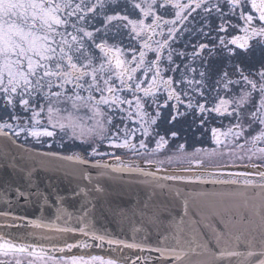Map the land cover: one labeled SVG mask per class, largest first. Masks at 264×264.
Instances as JSON below:
<instances>
[{"label": "snow or ice", "instance_id": "snow-or-ice-1", "mask_svg": "<svg viewBox=\"0 0 264 264\" xmlns=\"http://www.w3.org/2000/svg\"><path fill=\"white\" fill-rule=\"evenodd\" d=\"M257 53L259 69L246 73L245 62L255 59ZM223 60L235 61L231 71L221 70ZM164 108L169 109V124L189 115L194 122L198 119V127L210 131L212 142L225 149L220 154L233 160L247 159L249 163L244 167L255 169L258 179L252 178L251 171L235 174L236 178L210 181L203 173L165 175V181L242 185L241 191L201 193L238 198L242 205L216 208L211 213L220 218L222 228L202 213L201 220L187 225L188 239L183 238L185 230L180 228L171 237L164 235L161 246L150 250L160 254L161 264H187L189 253L201 247L197 225L204 223L217 245L223 244L218 253H213L215 258H237L236 264H264V147L260 146L264 144V0H0V111L7 114L6 118L0 117V137L16 143L23 135L25 142L32 138L49 149L52 144L44 138H58L61 148H80V152L66 156L55 151L35 154L77 162L84 169L81 177L89 183L93 182V172L97 177L138 172L156 179L155 172L140 167H115L104 162L107 157L123 163L115 151L101 148L127 149L143 156L162 151L168 140L154 126ZM218 117L235 123H230L226 131L215 126L209 129L207 125ZM129 124L136 127L130 130ZM137 131L141 137L138 148L133 143ZM169 132L173 138L179 136L178 131ZM221 136L226 140L231 137V144H222ZM150 138L155 139L152 149L148 146ZM246 145L245 154H235L236 148L243 150ZM185 147L180 144L178 150L183 152ZM216 152V148H195L193 155ZM254 158L258 162H253ZM146 162L155 166L151 160ZM192 163L202 167L204 161L195 159ZM12 166L19 167L31 183L34 168L17 162ZM249 189L253 190L251 194ZM80 191L87 195L85 189ZM94 191H104L98 181ZM16 192L26 201L33 195L46 200L38 189L25 192L17 188ZM167 210L151 197L134 208L112 209L121 217L139 213L159 226H163ZM82 212L78 219L83 226L79 228L46 227L58 234L78 233L83 239L65 241L62 247L53 243L47 248L17 243L0 234V254L27 255V264H119L117 259L99 255L54 253L104 244L144 249L135 239L128 242L110 238L106 231L97 232L85 222L89 212ZM233 215L239 220H233ZM257 216L259 246L250 230L251 238L244 240L246 251L229 247L233 239L241 241L240 236L233 237L235 224H251L252 217ZM0 218L5 221L3 227H12L16 220L23 219L9 212H0ZM41 239L58 242L60 238ZM170 239L174 243H169ZM15 264L23 262L17 259Z\"/></svg>", "mask_w": 264, "mask_h": 264}, {"label": "water", "instance_id": "water-1", "mask_svg": "<svg viewBox=\"0 0 264 264\" xmlns=\"http://www.w3.org/2000/svg\"><path fill=\"white\" fill-rule=\"evenodd\" d=\"M21 144L12 143L11 140L0 137V212H9L13 217H23L16 220L14 226L3 227L5 221L0 218V234L6 238H12L17 243L42 244L44 247L51 248L53 243L57 247H62L65 241L75 242L83 239L78 233L58 234L54 228L83 226L79 217L83 215L82 209H86L89 215L85 222L90 223L99 233L107 232L113 239L126 240L128 242L142 243L143 250L128 249L119 246H109L104 244L102 247H90L87 249L73 248L70 252L65 250L63 253H54L56 256L72 255H99L105 258H113L119 264H161L160 254L150 250L161 246L162 237L169 235L183 228V238L188 239L187 225L190 222L201 220V214H208L211 222L217 227L223 226L219 223L218 216L211 213L216 208L232 207L233 204L242 205V201L230 199L221 195H201V193H229L243 190L239 185H213L211 183L200 184L185 183L180 181H165L162 179L167 174L191 176L203 173L204 178L212 180L236 178L235 174H224L220 170H202L201 172L187 171H162L153 168H143L156 173V179L145 177L138 172H113L110 176L97 177L93 172V182L84 180L80 173L84 170L75 161L62 160L54 157H46L35 153H44L34 150L29 153ZM30 157V158H29ZM13 162L19 164L27 163L35 169L31 178V183L24 172L19 167L13 168ZM115 167H130L121 161H107ZM133 168V167H131ZM258 179V175L253 176ZM148 180L149 183H143ZM99 182L104 189L103 192L94 191V185ZM157 184H165L170 187L160 188ZM25 192H39L46 195L45 199H38L35 195L27 201L18 196L16 189ZM87 191V195L81 192ZM253 190L249 189V194ZM151 200L162 203L167 207L164 212L165 222L163 226L153 225L142 218L139 213L133 216L128 213L121 217L113 213V208H134L137 204ZM59 201V203H58ZM185 202H187V215H185ZM63 211L58 212V208ZM235 211V209H234ZM70 214V218H69ZM59 215V219L57 216ZM233 220H239L238 215L232 216ZM183 221V223H181ZM12 223L11 220L7 221ZM41 225L37 227L36 225ZM259 217H252V223H236L233 227V237L240 236L241 241L237 243L235 239L228 245L235 247L238 251H246L247 245L244 240L250 239L255 235L257 247L259 246ZM139 229V231H137ZM251 230V235H250ZM198 243L201 247L189 253L187 264H236L237 258H215L213 253H218L223 246L217 245L212 231L201 223L197 225ZM59 237V241L42 240L41 237ZM169 243H174L169 240ZM90 243H94L91 242Z\"/></svg>", "mask_w": 264, "mask_h": 264}, {"label": "flooded vegetation", "instance_id": "flooded-vegetation-1", "mask_svg": "<svg viewBox=\"0 0 264 264\" xmlns=\"http://www.w3.org/2000/svg\"><path fill=\"white\" fill-rule=\"evenodd\" d=\"M170 18V17H167ZM189 52H191V48L188 49ZM235 63V61H229V60H223L221 64L219 65L221 67V70H228L231 71V64ZM260 61H259V53H257V57L255 59H252L250 62H245V71L246 73L254 72L259 69ZM233 79H236V76L232 77ZM214 79V78H213ZM238 91V89H237ZM258 99V97H257ZM161 103H163V99H161ZM151 111V110H150ZM181 111H183V108H181ZM169 109L164 108L161 110V117L157 122V126H154L155 131H158L160 135H164L165 138L168 140V144L162 151L152 153L148 156L143 155H135L132 152L128 151L127 149H106L101 148V151H115L117 155L121 156V160L124 163H127L130 165V167L136 168H153V169H160L162 171H180L185 169H191V171L188 172H201L202 170H220L221 173L226 174H239L243 173L245 171H251L253 172V175H256L255 169H249L245 168L244 165L248 164L249 161L247 159L241 161V160H233V157H230L228 155H221L220 153L225 151L221 146L215 145L211 140L210 131H205L204 129H201L198 127L199 120L196 119L194 122V118L189 115L186 119L181 118L179 122H176L174 124H169ZM230 123H235V121L231 120L230 118H220L218 117L216 120H213L207 127L210 129L211 127L215 126L221 129V131H226L227 128L230 126ZM123 127V126H122ZM129 129L136 127L133 124L128 125ZM169 130L172 131H178L179 136L176 138H173L170 136ZM258 131V129H257ZM153 136H155V132H153ZM139 131L136 133V139L133 140V143H137L140 139ZM158 138V137H156ZM48 141V143L52 144V148L49 149L47 147V144L41 146L40 144H37L32 138H29L27 142H25L23 135L18 140L19 143L35 148L40 151H55L62 155H70L72 152H80V148L66 146L64 148L60 147L58 138L54 141L53 138H44ZM222 144L223 143H229L231 144V137H229L227 140L225 137H220ZM180 144H184L185 150L183 152L178 150V146ZM148 146L149 149H152L155 147V139L150 138L148 140ZM264 147V144L260 145ZM248 145L245 146L243 150L240 148L235 149L236 155H243L247 151ZM195 148H205L208 150H211L213 148L217 149V152L215 155H205L204 153H200L197 155H193ZM142 151V150H141ZM171 158V159H169ZM97 159H101L100 157H97ZM195 159H201L204 161L203 166L199 167L196 166L192 161ZM104 162L106 161H116L110 158H103ZM151 160L154 162L155 166L149 165L146 161ZM161 161L163 163H161ZM253 162L255 161V158L253 159ZM227 165V167H225ZM19 259L23 262V264H27V261L29 260V257L27 255H20L16 254L13 255L9 253L8 255L0 254V261L6 262V264H15V261Z\"/></svg>", "mask_w": 264, "mask_h": 264}, {"label": "trees", "instance_id": "trees-1", "mask_svg": "<svg viewBox=\"0 0 264 264\" xmlns=\"http://www.w3.org/2000/svg\"><path fill=\"white\" fill-rule=\"evenodd\" d=\"M6 113H4L3 111H0V117L6 118Z\"/></svg>", "mask_w": 264, "mask_h": 264}]
</instances>
